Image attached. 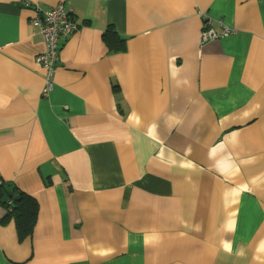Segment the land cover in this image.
Returning <instances> with one entry per match:
<instances>
[{"label":"crops","instance_id":"0c3cea01","mask_svg":"<svg viewBox=\"0 0 264 264\" xmlns=\"http://www.w3.org/2000/svg\"><path fill=\"white\" fill-rule=\"evenodd\" d=\"M0 181L38 207L21 241L0 205V264H264V0H0Z\"/></svg>","mask_w":264,"mask_h":264},{"label":"built area","instance_id":"2783aa9c","mask_svg":"<svg viewBox=\"0 0 264 264\" xmlns=\"http://www.w3.org/2000/svg\"><path fill=\"white\" fill-rule=\"evenodd\" d=\"M30 23L36 29L43 45V51L35 57V62L44 70V84L41 95L47 97L53 88V77L58 63L60 39L74 33L77 30V26L74 18L63 3L44 10L37 9L36 15L31 19ZM233 32L224 25H222L221 32H216L211 27V23L204 19L199 35L200 42L208 43L227 37Z\"/></svg>","mask_w":264,"mask_h":264},{"label":"trees","instance_id":"16d2710c","mask_svg":"<svg viewBox=\"0 0 264 264\" xmlns=\"http://www.w3.org/2000/svg\"><path fill=\"white\" fill-rule=\"evenodd\" d=\"M107 36H110L106 33ZM108 44L115 45L113 41L106 39ZM112 47L111 45H108ZM114 49H122L123 44L118 43ZM4 196V197H3ZM0 205L6 209L5 219H12L18 240L30 238L37 218V202L32 197L20 190H17L12 184H5L0 181Z\"/></svg>","mask_w":264,"mask_h":264}]
</instances>
